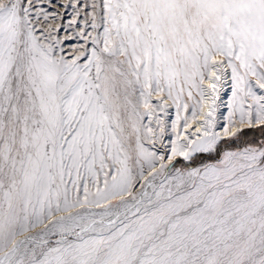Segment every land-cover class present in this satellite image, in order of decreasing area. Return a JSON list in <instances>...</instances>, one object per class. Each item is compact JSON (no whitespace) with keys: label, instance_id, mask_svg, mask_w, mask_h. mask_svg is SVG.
Segmentation results:
<instances>
[{"label":"snow or ice","instance_id":"snow-or-ice-1","mask_svg":"<svg viewBox=\"0 0 264 264\" xmlns=\"http://www.w3.org/2000/svg\"><path fill=\"white\" fill-rule=\"evenodd\" d=\"M0 264H264V0H0Z\"/></svg>","mask_w":264,"mask_h":264}]
</instances>
